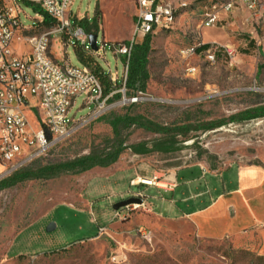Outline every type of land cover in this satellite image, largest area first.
Masks as SVG:
<instances>
[{"label": "rangeland", "instance_id": "obj_1", "mask_svg": "<svg viewBox=\"0 0 264 264\" xmlns=\"http://www.w3.org/2000/svg\"><path fill=\"white\" fill-rule=\"evenodd\" d=\"M165 1L173 8L174 24L151 34L149 78L145 89L132 95L122 82L124 57L116 56L112 46L133 37L135 0H75L72 22L82 16L77 23L97 35V46H104L105 54L99 57L85 50L76 39L59 51L57 40L64 41V35L53 33L52 55L67 58L77 67L87 65L104 89L110 82L111 89L103 96L108 97L106 108L23 169L34 170L103 149L114 137L111 120L127 113L168 127L226 124L207 131L194 129L186 138H170L133 125L124 132L126 144H146L149 152L139 155L127 149L107 168L26 180L2 189L0 264H264V222L247 234L204 237L188 219L165 218L174 215L160 208L154 188L130 185L136 168L147 177L152 170L164 175L195 164L264 167V116L229 121L246 110L264 107V16L241 7L226 17L224 29L204 28L203 6L226 0ZM21 8L24 26H44L25 35L51 29V25L39 24L36 5L22 2ZM204 44L209 45L207 49L221 50H216L214 62L207 58V49L192 56L183 53ZM224 47L233 51V59L223 52ZM17 49L19 54L27 52L24 44ZM111 73L119 78L116 86L110 81ZM136 96L140 99L130 104L128 98ZM95 106L85 105V96H78L70 116L78 120ZM28 116L35 123L34 111ZM165 140L173 141L175 150L153 149ZM139 191L146 193V201L164 217L140 209L126 220L116 218L113 205L122 199L121 194L125 200ZM49 223L55 229L47 232ZM141 225L147 230L145 235L138 231Z\"/></svg>", "mask_w": 264, "mask_h": 264}, {"label": "built area", "instance_id": "obj_2", "mask_svg": "<svg viewBox=\"0 0 264 264\" xmlns=\"http://www.w3.org/2000/svg\"><path fill=\"white\" fill-rule=\"evenodd\" d=\"M34 4L39 8L36 19L44 24V15L53 20L51 29L38 34L25 35L36 27H26L21 22V3ZM75 0H0V182L29 162L44 155L50 148L71 136L86 123L97 118L106 108L108 97L103 99L104 87L95 72L87 65L77 67L67 58L52 55L53 33H62L64 41L57 40V49H65L73 39L99 57L105 54L104 46L94 51L89 47V33L76 22H72L71 8ZM136 12L133 37L126 43L114 44L116 56L126 59V70L122 76L124 89L127 80L128 61L135 43L145 35L158 29L170 28L174 24V12L165 0H135ZM245 7L252 15H264V0H226L203 6L201 26L224 29L226 17ZM67 40V42L65 41ZM24 44L27 52L18 53L17 45ZM203 45L186 49L183 53L192 56ZM215 50L207 49V58L215 61ZM223 52L233 59L234 53L224 47ZM61 53V52H59ZM61 56V54L59 55ZM191 71V70H189ZM110 81L116 86L119 78L111 73ZM85 96V105L95 103V108L86 116L76 120L70 111L78 96ZM126 99V98H124ZM139 96L128 98L130 104ZM35 113V123L28 116ZM154 186L166 189L173 182L166 175L154 174L150 178L137 176L131 186ZM131 197L142 203H133L115 211L116 218L126 220L133 212L148 210L143 192ZM124 200V199H122ZM103 230V228H101ZM138 231L145 235L144 226Z\"/></svg>", "mask_w": 264, "mask_h": 264}, {"label": "crops", "instance_id": "obj_3", "mask_svg": "<svg viewBox=\"0 0 264 264\" xmlns=\"http://www.w3.org/2000/svg\"><path fill=\"white\" fill-rule=\"evenodd\" d=\"M133 171L135 176L144 177L141 168ZM148 173L144 178L156 172L152 170ZM164 175L173 182L172 186L166 189L149 187L157 191L156 199L160 202V208L174 215L173 218H165L188 219L201 236L224 238L243 235L264 222L262 166L232 164L226 168L212 169L195 164ZM145 196L148 198L146 193ZM145 204L148 212L164 217L162 213L155 212L153 205L146 199Z\"/></svg>", "mask_w": 264, "mask_h": 264}, {"label": "trees", "instance_id": "obj_4", "mask_svg": "<svg viewBox=\"0 0 264 264\" xmlns=\"http://www.w3.org/2000/svg\"><path fill=\"white\" fill-rule=\"evenodd\" d=\"M41 25H52V22H50V18L48 16L44 15V24ZM42 27L44 26L36 27V29L33 31H36ZM150 42L151 34H147L143 38L142 42L135 43L132 48L131 56L128 61L127 80L125 83V88L132 95L136 94L137 91H143L146 86V81L149 78L147 63L148 54L151 48ZM208 47V44H204L203 46L198 48V51L207 49ZM124 60L126 61L125 58ZM106 84L107 85L104 89V95L108 94L109 89H111L110 82H106ZM116 95L120 97L121 93H118ZM263 116L264 107H261L255 108L253 110H246L238 114L237 116L232 117L229 121L249 120ZM110 124L113 129L114 137L110 141V143H108V145L103 149L91 152L87 155H83L72 160H67L56 164H48L34 170L22 168L0 182V191L4 188L14 186L26 180L50 179L62 174L79 175L88 172L96 167L107 168L116 163L119 160L121 154L127 149H131L133 153L139 155L149 152L150 149L146 146V144H134L130 146L126 144L124 132L133 125L156 134L168 136L170 138L178 135H182L186 138L188 137L189 132L194 129L207 131L221 127L226 123L223 121L211 122L203 124L198 128H193V126L189 124L168 127L157 124L142 115H131L127 113L113 118ZM160 144L161 145L159 146L155 145L153 149L155 148L157 151L175 150L174 142L171 140L162 141ZM215 168L216 167H213L212 169Z\"/></svg>", "mask_w": 264, "mask_h": 264}, {"label": "water", "instance_id": "obj_5", "mask_svg": "<svg viewBox=\"0 0 264 264\" xmlns=\"http://www.w3.org/2000/svg\"><path fill=\"white\" fill-rule=\"evenodd\" d=\"M89 44H90V47L94 50V51H97L98 50V46H97V35L96 34H90L89 35ZM143 200L140 199V198H136V197H130L128 199H125V200H120L118 201L117 203H115L113 205V209L115 211L119 210L120 208L122 207H125L129 204H133V203H142ZM55 229V224L54 223H49L46 230L47 232H50L52 230Z\"/></svg>", "mask_w": 264, "mask_h": 264}]
</instances>
